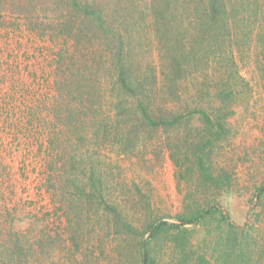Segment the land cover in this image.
<instances>
[{
	"label": "rangeland",
	"instance_id": "obj_1",
	"mask_svg": "<svg viewBox=\"0 0 264 264\" xmlns=\"http://www.w3.org/2000/svg\"><path fill=\"white\" fill-rule=\"evenodd\" d=\"M1 1L0 264H144L153 222L180 224L213 204L244 227L235 231L249 248L234 254L264 264V0H101L105 22L88 26L77 62V41L51 26L70 0H22L31 20ZM119 59L135 97L120 95ZM66 76L75 80L58 99ZM117 95L128 99L123 120ZM139 100L156 118L182 115L151 128ZM27 106L33 128L22 131ZM181 226L184 238L148 241L147 264L221 263L235 234L219 211Z\"/></svg>",
	"mask_w": 264,
	"mask_h": 264
},
{
	"label": "trees",
	"instance_id": "obj_2",
	"mask_svg": "<svg viewBox=\"0 0 264 264\" xmlns=\"http://www.w3.org/2000/svg\"><path fill=\"white\" fill-rule=\"evenodd\" d=\"M43 1L45 2L46 0H43ZM57 1L59 2V0H49L48 2H52V3L56 4ZM87 1H89V0H70L68 10H66L65 13L60 12L59 14L56 15V17L59 19V21L56 24V27H54V25H51L52 29L56 30V32H59L64 38H71V39H74L77 41V43L79 44L80 52L82 51V56L80 58L78 57L76 62L83 60V55H84L83 50L87 49L85 46V41H88V40H86L85 38L89 39L87 33H89L90 30H88V29H90V28H88V26L102 27V24L105 22V17L107 14L105 6L103 3H101V0H94L93 3H91V2L88 3ZM22 2H23L22 0H17V5H18L17 7L14 6L13 8H9L8 6H2L1 10H5V11L11 10L12 12H17V18L28 19V17L31 16V15H29L30 12H32L33 10L29 11L26 8H23L21 6ZM1 3L3 5L5 3V1L2 0ZM57 6L58 5H56V7ZM45 7H49V6L46 5ZM28 20H31V19H28ZM58 26L61 27L60 31H58ZM49 28H50V26H49ZM105 30H106V33L108 35L104 34V36L109 37V30L108 29H105ZM110 32H111V30H110ZM42 33H46L45 30ZM106 48H108V46ZM121 49H122V47H121ZM110 52L112 53L111 48H110ZM117 54L119 56L122 55L120 49L117 50L116 55ZM112 55H114V53H112ZM74 80H75V78L70 79V77H67V76H66V78H62V79L58 78L57 79V81H56L57 85L55 84L54 87H55L58 99H63V98L67 99L68 98L70 90L67 87L69 86V84H66L65 82L69 81V83H71V82H74ZM117 80H118V84L120 85V88H121L120 92H122V93H120V95H122L123 91H124V94L127 96H132V97L136 96L138 90L136 87L131 85L132 83L128 79V76L126 73V68L123 67V63H122L121 59L118 60V64H117ZM142 80L145 81V78ZM70 87H71V85H70ZM112 88H114V87H112ZM50 90L51 89L49 88V91ZM98 93L100 94V92H98ZM89 96H90V94H89ZM82 97H84V96H80V98H82ZM85 97H87V96L85 95ZM120 97L121 96H118V95L116 96V101L114 102L113 106H115V109H116L115 113L117 114V116L121 117L123 120L126 117V115L128 113H130V109H129V106L126 105V103H128V99H126V102H125V101L121 100ZM80 101H82V99H80ZM139 101H137V107L134 109V112L136 111V113L139 115V118H141L142 121L145 122L151 128L159 127L161 125L162 126L173 125L175 122H177L179 120L180 115H182V114H173L171 112L170 114H167L170 116V118H166L165 115H163V114L159 118L158 117L156 118L154 115L157 113L153 109H151V106L149 105V103L145 102V101H140V102ZM6 102H9V101H6ZM96 102H99V100H96ZM17 105L21 106L20 103H17L15 105L14 109H17V107H16ZM80 109L83 110V105L80 106ZM67 111L71 112L72 108L70 107L69 110H67ZM161 111L164 113L167 112L165 109L161 110ZM201 111H202L203 115H205L204 111L203 110H201ZM34 112H35V110L32 107H28V106L24 109H21V111H20V115H21L20 116V125H23L22 131L29 129V127L33 128V125H32L33 121H32V118L30 116L34 115ZM204 117H207V116H204ZM59 118L61 119V116ZM106 119L108 120L107 116H105V120ZM78 122L80 124L79 120H78ZM68 125H70L69 120H68ZM198 166L201 169V171L207 175V170L209 172V169H207L205 167V165L203 163L202 156L198 158ZM90 175L94 176V175H96V173L94 171H92L90 173ZM208 176H210V175H208ZM92 184H93L94 188H99L94 183V181H92ZM97 191H99V189H97ZM97 191H94V192L97 193ZM261 192H263V190L260 189V194H261ZM104 203L113 212L114 217L116 219V222H122V220H120V219H122L121 215L116 211L115 206L109 204L106 201H104ZM214 211H219L221 213L222 217L225 219V221L228 222V226L231 229H233L235 231L237 228V229L242 230L241 234L244 233L243 232L244 227L238 226L232 220H229V216H228L227 212H225L219 204H213L209 208L202 210V211H198L196 214L189 216V217L178 216L180 219V224H175L173 222H169L166 220H158L156 222H153L150 225V227L148 229L149 235H148L147 239L143 242V247H142V261H143V263L147 264L148 260H149L148 255H147L146 244L156 234L163 232V231H175L176 230V235L177 236L183 235V238H184L186 233L188 232V230L185 227H182L181 225L188 224V223H199L206 217V215H208L209 213L214 212ZM122 223H123V226H125V228L131 229L130 228L131 226L127 221H125V222L123 221ZM247 239L248 238L245 235L243 236V238H241V236L236 235V231H235V234L233 235V237L229 241L224 242L225 244H222L221 249H219V251H222V253H220V255H221L220 262L221 263H218V264H245V260L247 257L243 258V256H245V255L243 253H242V255H240L238 250L242 248L243 243L245 244V247L248 250L249 243H248ZM235 248H238L237 254H234ZM179 250H180V253H182V254H185L187 251L186 246L180 247ZM184 258H185V256L182 257V259H184ZM6 264H9V263H6ZM204 264H211V263L208 260H205Z\"/></svg>",
	"mask_w": 264,
	"mask_h": 264
}]
</instances>
